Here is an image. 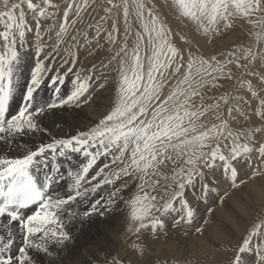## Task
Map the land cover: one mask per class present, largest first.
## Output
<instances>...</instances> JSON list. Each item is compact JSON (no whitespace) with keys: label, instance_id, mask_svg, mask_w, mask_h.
<instances>
[{"label":"snow or ice","instance_id":"snow-or-ice-1","mask_svg":"<svg viewBox=\"0 0 264 264\" xmlns=\"http://www.w3.org/2000/svg\"><path fill=\"white\" fill-rule=\"evenodd\" d=\"M23 2L24 0H0L3 8L0 10V21H3L4 26V31H0V140L35 132L39 128L40 117L51 110L68 105L79 106L89 99L85 97V93L88 92V82L92 79L91 71L86 75L80 72L74 74L75 78L71 81L73 88L69 94L61 95L60 87H55L50 101H38L37 93L50 71V66L45 61L50 57L55 59L52 53L44 52L41 42L35 45L34 65L21 93L18 111L10 117L6 115L19 83L21 50L27 44L26 32L32 31L25 23L23 10L16 15V10L21 9ZM108 2L111 8L105 9L106 13L111 14L112 8L122 7L126 25L124 42L108 60V64L103 65V68H107L113 63H118L119 79L114 107L88 130L67 138L55 139L47 144L41 143L21 157H0V220L5 221L0 227L6 231V236H0V264H44V258H47V264H63L59 259L60 253L72 240L65 227L64 206L80 197H86L89 193H96L103 185L112 186L107 200L103 197L96 199L90 209L78 217L81 224L99 212L101 207L107 210L126 203L131 205L130 219L138 233L142 229H150L151 233L156 235L165 227V220L161 217L170 211L182 212L179 218L173 219L174 225H193L195 213L184 199L186 187L194 188V182L198 178L203 192L207 194L209 185L205 183L206 176L215 175L217 169L222 167V174L229 176L231 186L235 188L238 186L236 165L240 163L241 158L245 162L250 161L248 154L253 152V147L237 143L238 138L230 131L227 132V137L231 138L230 143L233 146L228 156L223 154L220 145L225 137L227 118L219 102L204 105V96L200 90L205 86L224 87V81H231L233 75L228 69L229 64H235L236 69L240 71L237 79H240L249 70L247 64L240 63L241 59H254L257 55L264 59V45L258 51L248 49L242 56L232 51L226 55L221 52L204 58L195 57L189 52L185 66L184 50L173 45L170 33L145 0H131L133 14L143 30L142 33H135L134 46L131 49L128 46L131 34L129 0ZM175 3L180 15L192 23L196 32L209 44H213L215 39L227 30L233 29L238 19L259 24L264 29V0H175ZM56 7L50 0H43V7L28 0L27 8L33 12L36 21L37 41H42V21L52 15L48 9ZM68 8L71 9L72 5ZM76 8V14L79 15L81 6L77 5ZM145 13L150 19H146ZM68 16L69 11L66 10L65 23L60 25L58 37L68 30ZM100 31L98 26L97 36ZM116 31V19L112 17V31L106 38L109 44L116 42ZM145 36L151 53L147 56V68L145 56L141 54L145 46ZM76 39L77 37H73V40ZM28 47L31 48L32 45L29 44ZM97 47L100 45L97 44ZM57 49L58 45L53 52ZM71 55L74 65L77 62L76 56L74 53ZM67 63L68 60L65 59L63 64ZM182 69V75L177 78ZM67 72H73V68L69 67ZM173 80L175 84L172 90L166 97L163 96L165 85ZM64 83L65 76L58 72L51 76L49 87ZM98 86L104 85L101 83ZM248 86L251 87V84ZM220 100L224 105L229 103L228 95L221 96ZM261 105L264 106V100H261ZM209 111L213 113L215 120L220 121L219 124L208 126L207 122L201 121V117ZM227 111L231 114L232 109L228 108ZM257 115L264 118L262 111H258ZM255 151L264 164V143L259 144ZM73 153L82 156L83 160L77 161L75 171L66 172L70 178L67 195L51 193L48 183L37 184L33 169L48 165V154H51L53 160L57 156L71 160L70 154ZM101 157L105 158V163L89 178L90 171ZM217 161L223 164L219 165ZM168 162L172 163L174 174L164 179H171L175 188L169 191L171 185L165 186L164 197H161L164 202L158 206L154 203L157 196H149L145 189L151 187L155 190L159 181L153 180L149 183L145 181V177L149 176L150 170L151 175L159 176L158 167ZM52 168L58 171L55 163ZM136 174H140V180L144 181L136 186L144 194L129 198L128 190L131 181L136 179ZM257 175L264 176V167L257 168L253 176ZM122 177L130 179L117 184L116 181ZM177 199L180 209L173 208V202ZM33 205L36 210L27 214L24 210ZM153 208L160 216L152 214ZM208 212L211 214V209H208ZM76 218L67 217L70 222ZM195 231L203 233L204 227L196 224ZM256 234V231H253L243 240L229 264H264V249L259 245L256 247L254 260L242 255L252 253L250 240L251 236ZM133 249L134 254H146L144 248L133 245ZM32 253H35V256ZM104 264L109 262L106 260ZM110 264H124V260L114 258Z\"/></svg>","mask_w":264,"mask_h":264},{"label":"rangeland","instance_id":"rangeland-1","mask_svg":"<svg viewBox=\"0 0 264 264\" xmlns=\"http://www.w3.org/2000/svg\"><path fill=\"white\" fill-rule=\"evenodd\" d=\"M12 2H19V0H12ZM27 2L28 0H24V2L21 4V9L16 10V15L18 16L19 11L23 10L25 15V23L26 25L31 27L32 25H29V21H35V19L33 12L27 8ZM31 2L33 4H39L41 7H43V0H31ZM50 2L57 5V7L55 9H48V12L52 13V15L49 18L43 20L44 28H42L43 26L41 27V33L44 29V33L42 36L43 38L42 41H39L38 43L42 42L44 49L51 50L52 52L53 49L57 48L58 45L57 51L53 52L55 57H57V53L60 52L61 55L58 58L62 57L63 52L64 54L66 53L67 57L70 56L68 58H72V53H75V55L77 54L76 60L78 63L76 62L75 65H80L79 68L83 69V75L88 74L90 71L94 72V74H96L95 72H101L100 74L107 82V86H105V88L107 89L104 88L100 90L105 94V97L104 100L100 102L99 106H96L97 108L95 107L94 109L91 108L89 110L84 105L82 106L80 104L81 106H78L77 110H81L83 112V117L78 119L76 121L77 123L73 124V127L82 130H88L91 127H94L100 119H102L108 112H110L115 104L118 86L117 82L119 79L117 72L118 63H113L107 68H103V65L108 64V60L115 53L118 47L121 46L124 42L126 25L124 23L123 8H112L111 14H108L105 11V9L111 8L108 0H86V4L85 0H50ZM112 2L119 3L120 0H112ZM145 3L153 10L154 14L159 18L164 27L168 30V32L170 33V41L173 43V45L178 49L184 50L185 66L187 55L189 52L195 57L202 56L204 58L210 57L214 54H219L221 52L226 55L228 52L232 51H236L237 55L242 56L246 50L252 49L258 51L259 48L264 45V29H262L259 24L250 23L248 20L238 19L235 22L233 29L227 30L219 38H216L213 44H209L205 40V38L202 37V35L196 32L194 25L180 15L179 8L176 5L175 0H145ZM70 4L72 5L71 9L68 8ZM77 5L81 6L79 15L76 14ZM129 5V25L131 27V34L128 38V46L129 49H131L134 46L133 41L135 39V33L137 31L142 33L143 30L140 27L139 21L133 14L131 8V0H129ZM0 10H3L2 4H0ZM66 10L69 11L68 22L66 25L68 30L66 33L61 34V36L58 37L57 33L60 30L59 24L61 25L65 23L64 12ZM102 17H104V19H101ZM112 17L116 19L117 25V31L114 33L116 42L114 44H109L106 38L112 31ZM145 17L146 19H150L149 17H147V13H145ZM4 19H6V17ZM98 26L100 27L101 31L97 36L96 29ZM50 30L51 32H53L54 30L56 31L52 35L51 40H49L48 37ZM0 31H4L3 21H0ZM73 37H77V39L73 40ZM144 40L145 46L142 48L141 54L145 56V68H147V56L151 53L150 49L147 47L146 36L144 37ZM97 44H99L100 47H97ZM85 47L87 50L86 53L83 54V56L75 52L76 49H80L81 51V48L83 49ZM109 49H111V51H109ZM90 51L91 54H89ZM21 55H23L22 50ZM30 60L31 57L27 62V67H29ZM240 63L247 64L249 69L247 73L240 77V79H237V77L240 76V71L236 69L235 64H229L228 69L231 70L233 75V79L231 81H224V87L210 88L209 86H205L200 91L204 96V105L207 106L219 102L224 110V116L227 118V129L225 130V137L222 139L220 145L223 154L228 156L230 148L233 146L232 143H230L231 138L227 137V132L230 131L235 137L238 138L236 141L237 143L241 145L247 144L249 147H253V152L248 154L250 160H253L252 158H254V160L257 159L259 165L263 166L264 164L261 163L259 154L257 151H255V149L258 148L259 144L264 143V118H261L257 115L258 111L264 112V106L261 105V100H264V59L257 55L254 59L252 57H249L248 60L241 59ZM65 65V69H68L70 67L69 64ZM22 71L23 70L21 69L19 81L23 79L22 83L25 84V81L27 80V77L25 75L29 70H26V72ZM183 71L184 69L181 70V73L177 74V78L182 75ZM50 74L51 71H49L48 75L45 77L47 79V83L49 81ZM174 84L175 81L173 80L165 85L164 89L162 90V95L166 97L172 90ZM249 84H251V87L248 86ZM66 85H69L67 84V81H65L63 85H60L62 87L61 95L69 94L71 89L73 88ZM57 86H59V84H57ZM253 93H255V95H253ZM44 94L45 91H43V95ZM224 95H228L229 98V103L227 105H224L223 101L220 100V97ZM15 98V101L17 103L20 99H22L20 96ZM196 99L197 101L199 100L198 97ZM228 108L232 109L231 114L228 113ZM95 114H98V116ZM201 121L207 122L208 126H211V124L213 123H220V121L215 120L211 111L206 113L204 117H201ZM80 160H83L82 156ZM104 160L105 158L101 157L97 161L99 167L105 163ZM241 160L243 161L244 159L241 158ZM217 164L222 165L223 162L217 161ZM177 167H179V164H177ZM91 171L89 174H92ZM157 171L160 173L159 176L151 175L150 170L149 176L145 177V181H148L149 183L153 180L159 181V183L155 187V190H153L151 187H146L145 191H148L149 196H157V201H155L154 203L159 206L164 202L161 197H164L165 186L171 185V188L169 189V191H171L174 190L175 184L171 181V179H164V177L170 178L174 174L173 165L171 162H168L166 165L159 166ZM216 172V176H214L217 179H213V176L209 174L206 176L207 180H205L210 187L208 194L210 197L214 195V198L217 197L222 190H225L223 186H218L217 192H214L212 186L216 184V181L214 180H218L219 183L225 184L224 181L226 178L225 175L222 174V167L220 169H217ZM139 177L140 174H136V179L131 181L130 196L131 194L134 197L135 195L144 194V192L136 187L137 185L144 182L141 181ZM124 178L130 179V177ZM195 185L199 186L198 188L202 186L198 178L197 181H195ZM107 186L108 185H103L101 188ZM226 190L223 194L226 204L222 209L228 211L230 215L235 214L237 216L236 213L239 212L233 209L232 204L234 203L231 204L230 202L237 196L239 198L238 204L240 208L244 209L245 212H247L248 217L237 219V225L242 228H240L238 231H236L237 229L232 230L225 221L218 220V218L214 216L211 217L214 222L212 223L216 226H224L225 223L228 225H226L227 228H225L229 232L228 237L230 238L229 240H210L209 244H211L210 246L215 255L206 254L204 250L199 247L191 248V246L188 242L185 241V239H182V241H184V244L180 245L179 248H181L182 251L178 254H171L166 251L158 252L153 247L152 243H146L145 245L143 243H139L136 244V247L141 248V246L143 245L142 248L146 249L147 253L144 256H140L137 252L132 260L126 261V264H229V261L234 258L235 252L238 251V247L242 245L243 240L248 238L253 231H256L257 234L251 236V238H255L259 245H263L262 247L264 249V198L261 197L262 189H260V194L257 193L256 195L252 194L248 196H246L245 193H238L234 191L231 192V189L229 190L228 188ZM66 191L64 195H67ZM133 196L131 198H134ZM178 202L179 199L173 202L174 209L180 208ZM84 204L85 202L83 203V201L77 199L65 205L64 208L65 211H67L69 207L72 206V208L76 207L80 210V207H84ZM129 206L130 204L128 205V208L131 207ZM177 212L170 211L169 213L164 214L161 218H164V220L170 219L169 215L176 214ZM205 212L207 213L208 209ZM152 214L160 216V213L156 212L154 208L152 209ZM166 225L167 224L165 223V226ZM5 234L6 232H0L1 236H6ZM106 253V256H109V259L111 260L114 258H119L118 252L112 253L111 250H109ZM89 264L97 263L90 262Z\"/></svg>","mask_w":264,"mask_h":264},{"label":"bare ground","instance_id":"bare-ground-1","mask_svg":"<svg viewBox=\"0 0 264 264\" xmlns=\"http://www.w3.org/2000/svg\"><path fill=\"white\" fill-rule=\"evenodd\" d=\"M35 24L36 21H29V25H32L30 27L32 31L26 32L27 44L25 45L24 49H22L23 55H21L22 62L20 65L21 66L20 69L23 70L22 72H26V70L27 71L29 70L28 73H26L25 75L27 79L29 78L31 67L34 65L35 45L39 42L35 37ZM43 25L44 22L42 21V26ZM42 28H44V26ZM43 30L41 33V37L43 36L44 33ZM55 32H56L55 30L53 32H51L50 30L48 34L49 40H51L52 35ZM0 44H2V40H0ZM29 44L32 45L31 48L28 47ZM86 50L87 49L85 47L83 49L81 48V51L80 49H76L75 52L83 56V54L86 53ZM44 52L52 53V55L55 56L51 50L44 49ZM60 55L61 54L59 52L57 53L56 55L57 57H55V59H52L50 57L48 60L45 61V63L50 66L51 74L48 83L46 82L47 79L45 78L46 80L44 81L39 92L37 93V99L39 97L38 101L40 103H43L44 100L50 101V99L54 95L55 87H60V89L62 88L60 85L49 87L51 76L59 72L60 74L65 76V81H67V84H69L66 86L73 87L71 81L75 78L74 74L76 72H80L83 75V69L79 68L80 65L78 66V64L73 65L72 58H68L70 56L67 57L66 53L64 54L63 52L62 57L58 58ZM75 56L77 57V54ZM30 57H31L30 64L29 67H27V62ZM65 59L68 60L67 64H69V66L73 68V72L67 73V69H65L66 65L63 64V61ZM62 64L63 66H61ZM95 73L96 74L92 72V79L88 82L90 86L88 92L85 93V97H88L89 99L87 100L86 103H81L82 106L83 105L86 106L89 110L91 108L94 109L96 106H99L100 102L104 100L105 94L102 93L100 90L104 89L105 86H107L106 80L100 74L101 72L100 73L95 72ZM22 82L23 79H21V81H19V83L17 84L15 91L16 94L9 103V110L8 113L6 114L8 117L15 114L18 111V108L21 104V99L17 103L15 101L16 100L15 97L20 96L22 98L21 93L25 86V84ZM101 83L104 85L103 87L98 86ZM43 91H45L44 95H43ZM83 99L84 97H82V100ZM81 105H79V107ZM77 109H78L77 105H68L63 108L53 109L50 112H48L45 116L40 117V120L38 122L39 128L37 131L29 132L23 136H15L13 138L5 137V139L0 140V157H4V156L13 157V158L21 157L28 150L35 149L41 143L47 144L54 141L55 139L67 138L71 135L77 134L80 131H84L82 129L73 127V124H76L77 123L76 121L83 117V112ZM95 115L98 116V114ZM70 156L72 157L71 160H69V158L67 157L61 158L58 156L56 157L55 160H53L51 154H48L49 164L41 165L39 168L34 167L33 175H35L37 181L40 184H43L47 181L51 182L52 184L50 191L51 193H60L61 195H64L65 191L67 190V183L70 180V178L66 175V172L75 171L76 163L81 158V156L74 153L70 154ZM110 159L111 157H109V161ZM252 159L253 160H250L249 163L245 162L244 160L243 161L241 160L240 163L236 165L238 169L237 187L235 188L232 187L229 176H225L226 177L224 181L225 184L219 183L218 180H214L216 181V184L212 185L214 192L215 191L217 192L218 186L219 187L223 186L225 190L228 188L229 190L231 189L230 190L231 192L234 191L238 193H245L246 196H248L252 194L256 195L257 193L260 192V189H262L261 197L264 198V176H259V175L253 176V173L257 170V168L263 167L264 165L261 166L259 165L257 159L256 160H254V158ZM53 163H55L56 169H58V171L52 168ZM97 165L98 163L94 165L91 171L92 174H94L95 171H97L101 167ZM112 167L115 168V166ZM92 174H89V178L91 177ZM212 176L213 179H217L215 177L216 174L215 176L214 175ZM50 177L51 179H49ZM123 180H127V179L122 177L120 180H117L116 183L117 184L122 183ZM57 181L60 182L57 183ZM92 183L94 184L95 181H93ZM111 187H112L111 185H108L107 187L98 189L96 193H89L86 197L78 198L79 200L83 201V203L85 202V204L83 205L84 207L82 208L80 207V210L79 208L76 207L72 208V206H70L69 209L65 211V217H66L64 221L65 227L66 230L70 232L72 236V240H70L67 243V246L64 249V251L60 253L59 259L63 261V264H89L90 262L93 263L95 262L97 264H104L106 260L110 264L111 259H109V256L108 257L106 256L107 254L106 252H108L109 250H111L112 253L118 252L119 258L124 260V264H126V261H130L132 260V258H134L135 254H133L134 253L133 245L136 246V244L139 243L141 244L143 243L144 245L146 243L147 244L152 243L153 247L158 252L166 251L171 254H178L182 251V249L179 248L180 245L184 244V241H182V239L183 240L185 239V241L189 243L191 248L199 247L202 248L206 254L215 255L210 246L211 244H209L210 240L212 239L229 240L230 239L228 237L229 232L226 230L227 228L226 225L228 224L232 230L237 229L236 231H238L241 227L237 225V219L242 217L245 218L248 217L247 212H245L244 209L240 208L238 204L239 198L237 196L236 198L232 199L230 202L231 204L234 203L232 204L233 209H235L239 213H236L237 216L235 214L230 215L228 211L222 209L226 204L225 198L223 197L225 190H222L221 193H219V195L214 198L213 197L214 195L210 197L208 193L205 194L202 190V186L198 188L199 186L195 185L194 188L191 186L186 187L184 194V199L188 202L189 206L194 210L195 213L193 225H187V224L174 225L173 219L179 218V216L182 214L181 211L178 212L176 211L177 212L176 214L169 215L170 219H165V223L167 225L163 229H160L156 235H153L150 229L149 230L146 229L147 231L145 229H142L138 233L136 231V226L130 219L131 205L129 206L130 208H128L129 204L126 203H121L119 207L114 206L112 209H107V210L101 207L99 212L94 213L83 224H81L78 217L82 216L85 210L90 209L91 204L96 199L103 197L104 200L106 201L108 198L109 191H111ZM130 193H131V185L128 190V196H130ZM132 196L133 195L131 194L129 198H131ZM178 204L180 207L179 202ZM209 208L211 209V214H209V212L207 213L205 212ZM176 209H180V208H176ZM35 210L36 207L30 208L27 214H32V212H34ZM68 216L77 217V218L72 219L70 222L69 219H67ZM213 216L217 217L218 220L225 221L227 224L224 222L225 223L224 226L214 225L213 224L214 222L211 219V217ZM205 221H207L206 224ZM4 222L5 221L0 220V225H2ZM196 224H199L204 227L203 233H197L195 231ZM0 232H6V231L2 227H0ZM257 245H259L257 240L252 237L249 245L253 249L252 253L251 254L244 253L242 255L247 256L250 260H254ZM259 246L263 249L262 247L263 245H259ZM32 255L35 256V253H32ZM125 257H127V259H125ZM44 264H47V258H44Z\"/></svg>","mask_w":264,"mask_h":264}]
</instances>
